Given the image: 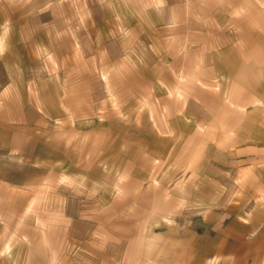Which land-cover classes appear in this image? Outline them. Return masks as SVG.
I'll return each mask as SVG.
<instances>
[{
  "label": "crops",
  "instance_id": "1",
  "mask_svg": "<svg viewBox=\"0 0 264 264\" xmlns=\"http://www.w3.org/2000/svg\"><path fill=\"white\" fill-rule=\"evenodd\" d=\"M0 264H264V0H0Z\"/></svg>",
  "mask_w": 264,
  "mask_h": 264
},
{
  "label": "rangeland",
  "instance_id": "2",
  "mask_svg": "<svg viewBox=\"0 0 264 264\" xmlns=\"http://www.w3.org/2000/svg\"><path fill=\"white\" fill-rule=\"evenodd\" d=\"M141 125V127L143 129H145L146 131H148L150 129V126L147 127V123H139ZM134 125V122L129 124L127 123V128H126V131H127V135H134L135 133H139L140 131L142 132V130L140 129V131L138 132H134L130 126H133ZM127 141V145L132 141V138H127L126 139ZM206 206V205H205ZM214 206H216V209H219V208H222L225 206V202L223 201L222 203H216V204H211L210 206H206L207 207V211H209L210 209L214 210ZM195 211H191L190 213H194ZM210 213V212H209Z\"/></svg>",
  "mask_w": 264,
  "mask_h": 264
}]
</instances>
